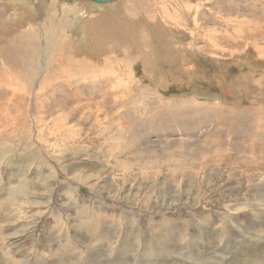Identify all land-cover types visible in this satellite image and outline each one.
Returning <instances> with one entry per match:
<instances>
[{
	"label": "rangeland",
	"instance_id": "1",
	"mask_svg": "<svg viewBox=\"0 0 264 264\" xmlns=\"http://www.w3.org/2000/svg\"><path fill=\"white\" fill-rule=\"evenodd\" d=\"M258 260L264 0L0 1V264Z\"/></svg>",
	"mask_w": 264,
	"mask_h": 264
},
{
	"label": "bare ground",
	"instance_id": "2",
	"mask_svg": "<svg viewBox=\"0 0 264 264\" xmlns=\"http://www.w3.org/2000/svg\"><path fill=\"white\" fill-rule=\"evenodd\" d=\"M0 1H2V0H0ZM19 51L20 52H17V55L12 54L10 52H8V54H4V58L6 57V61L8 64L14 65V66H19L23 62V59L26 58L27 55L23 54V52L21 50H19ZM256 262H258L257 264H264V260H258Z\"/></svg>",
	"mask_w": 264,
	"mask_h": 264
},
{
	"label": "water",
	"instance_id": "3",
	"mask_svg": "<svg viewBox=\"0 0 264 264\" xmlns=\"http://www.w3.org/2000/svg\"><path fill=\"white\" fill-rule=\"evenodd\" d=\"M93 2V5L94 6H98L99 3H106V2H111V1H114V0H91Z\"/></svg>",
	"mask_w": 264,
	"mask_h": 264
}]
</instances>
